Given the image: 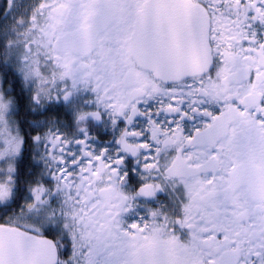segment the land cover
<instances>
[{"label":"snow or ice","instance_id":"obj_1","mask_svg":"<svg viewBox=\"0 0 264 264\" xmlns=\"http://www.w3.org/2000/svg\"><path fill=\"white\" fill-rule=\"evenodd\" d=\"M9 16L0 264H264V0H6Z\"/></svg>","mask_w":264,"mask_h":264},{"label":"flooded vegetation","instance_id":"obj_2","mask_svg":"<svg viewBox=\"0 0 264 264\" xmlns=\"http://www.w3.org/2000/svg\"><path fill=\"white\" fill-rule=\"evenodd\" d=\"M34 0H32V2H30L29 4L33 3ZM27 4V5H29ZM26 5V6H27ZM12 19V18H11ZM11 20L10 19H2L0 21V23H7V22H10ZM26 95V94H25ZM19 120L22 122V124L24 125V130L27 132L28 131V127H27V124L29 122H31L32 120V115L29 114V112L27 111L26 108L24 109H21L20 113H19ZM95 134V133H94ZM99 137H100V141L101 143H105L107 140L111 139V132L110 131H106L105 129H103L102 127L100 128V131H99ZM94 148H97L98 146L97 145H94L93 146ZM32 154H33V149L31 147H27L26 151H25V154H24V158H23V163H22V167L25 168L26 171H32V170H35V171H39L40 170V167L41 165H38V164H35L33 161H32Z\"/></svg>","mask_w":264,"mask_h":264},{"label":"trees","instance_id":"obj_3","mask_svg":"<svg viewBox=\"0 0 264 264\" xmlns=\"http://www.w3.org/2000/svg\"><path fill=\"white\" fill-rule=\"evenodd\" d=\"M6 9V0H0V21L4 19L3 13Z\"/></svg>","mask_w":264,"mask_h":264},{"label":"rangeland","instance_id":"obj_4","mask_svg":"<svg viewBox=\"0 0 264 264\" xmlns=\"http://www.w3.org/2000/svg\"><path fill=\"white\" fill-rule=\"evenodd\" d=\"M18 3L26 6L27 4H29L30 2H32V0H17ZM11 20V19H10Z\"/></svg>","mask_w":264,"mask_h":264}]
</instances>
